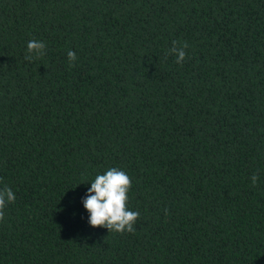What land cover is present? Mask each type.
Instances as JSON below:
<instances>
[{"label":"trees","instance_id":"trees-1","mask_svg":"<svg viewBox=\"0 0 264 264\" xmlns=\"http://www.w3.org/2000/svg\"><path fill=\"white\" fill-rule=\"evenodd\" d=\"M110 168L132 233L89 223ZM5 186L0 264H264V0H0Z\"/></svg>","mask_w":264,"mask_h":264},{"label":"clouds","instance_id":"clouds-1","mask_svg":"<svg viewBox=\"0 0 264 264\" xmlns=\"http://www.w3.org/2000/svg\"><path fill=\"white\" fill-rule=\"evenodd\" d=\"M175 43V41H173ZM185 43L178 51L177 64H182L186 58ZM45 44L41 41L31 40L27 45L28 53L33 52L42 55L41 50ZM175 51V49H173ZM38 55V57H39ZM69 61L76 60L73 51L67 53ZM29 55L26 59H31ZM257 176L252 177L253 184H256ZM131 188L130 177L122 170L110 168L104 174L97 175L91 182V187L87 191L86 198L83 200L84 208L89 213V223L92 227H104L110 231L132 233L135 231L134 225L140 216L139 212L130 211L127 208L128 192ZM16 197L13 191L5 186L0 191V220L4 218V209L7 204L13 203ZM167 214V210H165Z\"/></svg>","mask_w":264,"mask_h":264}]
</instances>
